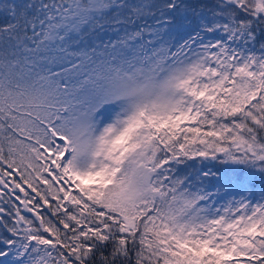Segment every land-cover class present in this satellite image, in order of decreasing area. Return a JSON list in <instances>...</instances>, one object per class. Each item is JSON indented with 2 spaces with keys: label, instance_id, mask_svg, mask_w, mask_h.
Instances as JSON below:
<instances>
[{
  "label": "snow or ice",
  "instance_id": "6c2138e0",
  "mask_svg": "<svg viewBox=\"0 0 264 264\" xmlns=\"http://www.w3.org/2000/svg\"><path fill=\"white\" fill-rule=\"evenodd\" d=\"M0 264H264V0H0Z\"/></svg>",
  "mask_w": 264,
  "mask_h": 264
}]
</instances>
